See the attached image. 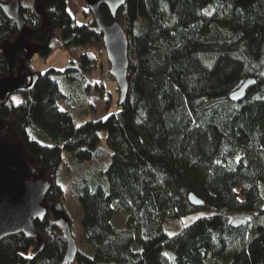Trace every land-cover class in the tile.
Segmentation results:
<instances>
[{"label":"trees","instance_id":"trees-1","mask_svg":"<svg viewBox=\"0 0 264 264\" xmlns=\"http://www.w3.org/2000/svg\"><path fill=\"white\" fill-rule=\"evenodd\" d=\"M10 2L32 32L27 40L48 42L36 57L45 60L63 46L72 59L56 73L37 72L27 61L22 75L37 80L0 103V121L7 124L1 137L10 134L24 146L37 175L52 185L46 206L61 204L68 217L60 181H69L84 227V249L79 245L73 264H264V0H127L116 18L102 6L103 21L120 22L129 41V96L109 119L79 125L59 101L78 108L74 96L88 95L85 82L97 59L76 50L105 51L103 32L94 17L79 25L68 0H42L45 27L37 0H0ZM19 36L0 7V79L11 71L4 46ZM13 68L17 75L19 63ZM251 78L257 83L245 100L232 101ZM61 79L71 80L62 83L67 89H82L66 94ZM94 86L106 97L102 82ZM102 131L112 152L104 169L95 151ZM63 164L66 176L59 174ZM192 195L203 205H194ZM203 211L213 216L173 232L176 221ZM35 229L36 238L1 242L0 264H64L67 242L53 213Z\"/></svg>","mask_w":264,"mask_h":264},{"label":"water","instance_id":"water-1","mask_svg":"<svg viewBox=\"0 0 264 264\" xmlns=\"http://www.w3.org/2000/svg\"><path fill=\"white\" fill-rule=\"evenodd\" d=\"M127 0H86L94 21L103 32V42L105 43V53L110 64L109 75H112L118 85L119 106L128 98L130 85H128L129 69V41L126 32L117 21L113 24H106L102 19L101 7H107L114 18L125 5ZM38 2V13L43 16V27L47 15L44 13L42 0ZM0 7L8 15L19 30L18 39L12 44L4 46L6 58L9 60L11 68L7 77L0 79V103L14 95V93H25L32 90L37 75H22L26 62L33 63L36 55H39L48 42L43 45L31 44L27 38L32 34L25 24V21L18 14L16 6L10 4H0ZM24 51L22 60H16V53ZM19 63L18 74L15 75L13 65ZM256 79L247 80L240 89L230 95L234 102L241 103L245 100L248 90L256 85ZM7 125L0 121V243L10 236L20 234L28 238L37 237L35 222L44 220L48 213H53L57 218V225L62 229L63 238L67 242V253L64 264H73L79 253L77 241L72 236V221L68 217L64 207L57 204L49 208L46 206V198L51 190L50 182L37 175L38 169L33 164L32 158L26 152L24 146L15 144L8 139L1 137V130ZM190 201L194 205H203L193 195Z\"/></svg>","mask_w":264,"mask_h":264},{"label":"rangeland","instance_id":"rangeland-1","mask_svg":"<svg viewBox=\"0 0 264 264\" xmlns=\"http://www.w3.org/2000/svg\"><path fill=\"white\" fill-rule=\"evenodd\" d=\"M68 10L69 12H71L72 14L75 15L76 17V22H78L79 25H84L86 23L91 22L92 20V15H85L83 10H86V8L88 7V4L86 2V0H68ZM56 41L61 39V34L59 31H56ZM89 52H92L93 54H95V57L97 59V64H98V70L95 72H98L97 74L94 75V79H93V75L89 76L88 78V83L89 82H103L105 79L107 80H111L110 79V75H109V70H110V64L107 61V53H105V51H101L98 48H91ZM60 50H56L55 55L56 57H60L61 56ZM76 54H80V50H76ZM41 58H37L35 59V65L34 67H36L38 70H43L45 69V63L44 60ZM33 62V63H34ZM71 83V80L67 79L66 81L61 79V84L62 83ZM95 84V83H94ZM94 84L93 86V91L88 92V95L85 94L84 90H81L82 88L79 87L78 90H75L73 87H71L70 89H67L66 87H61L63 88V92H65L66 94H68V92H75V91H80L82 93H80V96H74L76 98V100L78 101L77 103V107L79 108V111L77 112H73L72 115H78L79 119H81L80 123L83 122H88L91 120H95V121H102V120H107L109 119L110 116L117 114L120 111V107H119V100H120V96L119 93L117 91L118 89V85L116 84V82L114 80L110 81V84H107V89H108V94L106 95L107 97H100L97 92L94 90L95 86ZM73 84H70V86H72ZM91 87V86H90ZM112 96V99L110 98V96ZM109 98L111 99V103H109L111 110L108 111L107 110V105L106 102L107 100H109ZM18 101H20L19 99H17ZM62 105V109L64 110L65 114H67V108L65 107L66 105L64 104V102H61ZM106 135L107 133L105 131H102L100 134V140L101 143L99 144V146L97 147V149L95 150L97 152V157H98V162L100 163V166L104 169V167H106V165H108L111 161V156H112V152L111 150L108 149L107 147V143H106ZM12 135H8L7 137H2L3 139H8L10 141H15V138ZM34 136V139L39 141L40 143L44 144V145H51V142H48L45 138H43L42 136H40V134H38L37 136ZM64 161L69 163V166H71V169L74 168V163H72V158L69 156L68 153H64ZM66 164H63L62 168H63V173L59 174H65L66 171ZM62 176V175H61ZM63 177V176H62ZM68 180L61 178L60 184H65L66 187V200L64 201V206L67 208L69 215L72 219V233L73 236L75 238H77V245L79 247L80 245V249H84L83 246L80 244L81 242V235L83 233L84 227L82 226V220H83V216H82V210H81V206L79 205V201L76 198V196L73 193V189L68 187ZM115 208L118 209L117 210V221L118 222H122L123 220V215L124 212L118 207V204H115ZM122 212V213H121ZM213 216L212 213L210 212H200V213H196V214H192V216L189 217H185L182 218V220H178L175 222V224H173L172 226V230L173 232L178 229V228H186L191 226L195 221H198L200 219H203V217L205 216ZM125 217V214H124ZM115 225L122 227V225L116 224V220H115ZM172 255V254H169ZM208 264H212V263H208Z\"/></svg>","mask_w":264,"mask_h":264},{"label":"crops","instance_id":"crops-1","mask_svg":"<svg viewBox=\"0 0 264 264\" xmlns=\"http://www.w3.org/2000/svg\"><path fill=\"white\" fill-rule=\"evenodd\" d=\"M56 50H60L61 53V56L60 57H56L55 55V52ZM54 51V53H52L50 55V57H48L47 59L44 60V65H45V69L43 70H38L36 67H34L35 65V62L32 63V67L33 69H35V71L37 72H42V73H45V72H48V71H53V72H64L67 67H69V65H71L70 63L72 62V59H71V56L68 54L67 50L63 47V46H60V47H57ZM37 58H40V57H35V59ZM41 60V59H40ZM35 61V60H34ZM98 72H94L92 75H93V79H94V75L97 74ZM112 80V79H111ZM111 80H107L106 79L102 82L103 85L105 86V89H106V94H108V89H107V84H110V81ZM98 82V81H97ZM96 81L95 82H89L88 83V79L86 80V85L88 86H91L89 88V92L90 91H93V84L94 83H97ZM101 82V81H100ZM110 96V95H109ZM107 97V96H106ZM110 98L112 99V96H110ZM109 98V99H110ZM59 106H60V109H62V105H61V101H59ZM68 110H67V115L71 117V120L73 122V124H77L79 125L80 124V121L81 119H79L78 115H72L73 112H77L79 111L78 108L75 107V103L73 106H65ZM62 112L65 114L64 110L62 109Z\"/></svg>","mask_w":264,"mask_h":264},{"label":"built area","instance_id":"built-area-1","mask_svg":"<svg viewBox=\"0 0 264 264\" xmlns=\"http://www.w3.org/2000/svg\"><path fill=\"white\" fill-rule=\"evenodd\" d=\"M77 49L80 50L81 55L88 54L90 51V49H85L84 47H78Z\"/></svg>","mask_w":264,"mask_h":264}]
</instances>
